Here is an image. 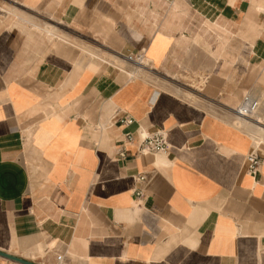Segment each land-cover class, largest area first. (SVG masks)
<instances>
[{"label": "crops", "instance_id": "crops-1", "mask_svg": "<svg viewBox=\"0 0 264 264\" xmlns=\"http://www.w3.org/2000/svg\"><path fill=\"white\" fill-rule=\"evenodd\" d=\"M0 251L264 264V0H0Z\"/></svg>", "mask_w": 264, "mask_h": 264}, {"label": "built area", "instance_id": "built-area-1", "mask_svg": "<svg viewBox=\"0 0 264 264\" xmlns=\"http://www.w3.org/2000/svg\"><path fill=\"white\" fill-rule=\"evenodd\" d=\"M244 102L248 103V104L246 106H242L240 108L239 113L241 115L247 116V115L255 112L256 109L258 108V102L250 100L249 97H245ZM119 122L120 123H131L132 120L130 118H122L119 120ZM126 139L131 140L132 139L131 135L127 134ZM140 148L146 149V150L151 151V152L164 151L166 149L165 138L160 133H156L154 135L147 136L141 140ZM258 164H259V159L255 156H253L251 158V164H250L251 172L256 171Z\"/></svg>", "mask_w": 264, "mask_h": 264}, {"label": "water", "instance_id": "water-1", "mask_svg": "<svg viewBox=\"0 0 264 264\" xmlns=\"http://www.w3.org/2000/svg\"><path fill=\"white\" fill-rule=\"evenodd\" d=\"M0 256H3V257H6V258H9V259H11V260L18 261V262H20V263H22V264H35V263H33V262H30V261H27V260H23V259H21V258H19V257H15V256H12V255H10V254H7V253L1 252V251H0Z\"/></svg>", "mask_w": 264, "mask_h": 264}, {"label": "rangeland", "instance_id": "rangeland-1", "mask_svg": "<svg viewBox=\"0 0 264 264\" xmlns=\"http://www.w3.org/2000/svg\"><path fill=\"white\" fill-rule=\"evenodd\" d=\"M139 61L142 64V67L147 64L146 61H144L143 59H140ZM198 91H199V88L196 89V92H198ZM189 96H191V95H189Z\"/></svg>", "mask_w": 264, "mask_h": 264}, {"label": "bare ground", "instance_id": "bare-ground-1", "mask_svg": "<svg viewBox=\"0 0 264 264\" xmlns=\"http://www.w3.org/2000/svg\"><path fill=\"white\" fill-rule=\"evenodd\" d=\"M138 63H140L139 61H138ZM228 102V101H227ZM240 117V116H239ZM242 117V116H241Z\"/></svg>", "mask_w": 264, "mask_h": 264}]
</instances>
